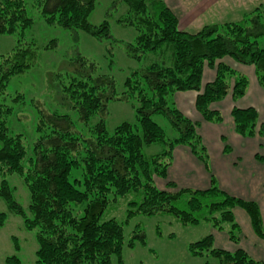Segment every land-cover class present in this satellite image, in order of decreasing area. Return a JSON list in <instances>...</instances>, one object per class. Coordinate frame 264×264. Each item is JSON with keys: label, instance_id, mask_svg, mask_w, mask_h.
<instances>
[{"label": "trees", "instance_id": "1", "mask_svg": "<svg viewBox=\"0 0 264 264\" xmlns=\"http://www.w3.org/2000/svg\"><path fill=\"white\" fill-rule=\"evenodd\" d=\"M96 1L40 0L41 14L50 25L57 23L99 39L112 37L109 20L94 24L89 18ZM124 3L129 16L120 22L137 28L135 41L128 44V54L137 60L150 52L165 57L132 70L119 91L115 77L79 53L72 63L66 91L74 100L72 107L79 121L90 124L96 119L90 127L92 135L83 137L76 132L68 114L42 111L36 127L41 135L34 143V156H28L26 163L27 146L21 133L10 132L7 118L12 112L3 96L11 77L32 65L35 48L33 43H23L10 54L0 55V196L13 214L23 218L27 230L36 229V264H113L114 257L125 264V246H148L146 232L139 225L126 240L125 222L113 216L102 219L109 204L118 202L119 197L129 201L125 221L136 215L168 214L183 225L208 222L212 229L226 230L234 243L241 240L242 233L234 209H244L255 233L264 238L260 205L230 193L218 183L199 132L201 121L183 113L175 98L176 93L195 91V105L202 119L214 124L223 122L225 116L213 107L214 103L228 95L237 102L250 85L246 73L235 69L227 58L254 66L264 89V4L240 20L215 22L189 33L179 28L178 16L164 0ZM34 23L25 0H0V34L24 33ZM56 43L52 39L46 47ZM206 66L216 74L203 82ZM115 101H127L135 109L137 121H123L110 132L105 117L108 104ZM231 115L239 136L264 137V122H259L260 113L254 105L234 104ZM155 116L167 120L173 135H168ZM151 144H161L162 148L149 156L143 149ZM178 146H187L205 165L210 172L209 186L182 185L170 177ZM224 149L229 152L230 146ZM255 156L264 158L259 152ZM81 164V176L71 178ZM16 173L30 193L29 213L15 198L6 177ZM162 182L166 187L162 188ZM7 218V213L0 211V227ZM14 239L15 249L19 250L18 238ZM187 251L196 257H214L219 264H264L240 246L234 250L217 246L213 232L190 242ZM5 260L6 264H22L17 254Z\"/></svg>", "mask_w": 264, "mask_h": 264}, {"label": "rangeland", "instance_id": "2", "mask_svg": "<svg viewBox=\"0 0 264 264\" xmlns=\"http://www.w3.org/2000/svg\"><path fill=\"white\" fill-rule=\"evenodd\" d=\"M39 3L40 0H25V8L28 10L29 16L35 20L32 28L27 29L24 33L17 31L10 34H0V55L10 54L14 47L23 43L25 46L33 43L32 46L35 48L36 56L32 65L21 74L11 77L6 88V93L3 96V101L8 107H11L12 112L7 118L10 132L12 134L21 133L24 145L27 146V159L25 163L29 158L28 156H34V143L41 135L40 132H36V127L42 111L46 113L48 111H56L68 114L75 122L74 129L76 132L83 134V137H90L92 135L90 127H92L96 119L94 118L90 124L79 121L78 113L72 107L74 100L66 91L71 79V71L74 68L72 63H74V59L79 53H82L89 59H93L106 74H111L115 77L117 85H119V91H121L125 77L132 70L145 66L154 60H162L165 57L161 53L157 55L150 52L147 56L137 60L128 54V44L135 41L137 28L120 22L121 19L129 16L125 13L127 5H125L124 0L96 1V8L89 18L94 24H100L104 20H109L112 35V37L107 38L104 36L101 39L90 34L88 35L81 30L65 29L57 23L50 25L42 17V7L41 3ZM52 39H56V46L47 48V42ZM0 59L2 58L0 57ZM107 109L108 112L105 120L107 129L110 132H114L113 130L116 126L123 121H137L135 109L127 101L110 102ZM154 118L166 129L169 136L173 135L174 130L171 129L165 118L162 116H155ZM161 148V144H151V146H146L143 152L150 156L151 154L158 153ZM175 155L176 153H174L173 164L169 174L171 176L174 174V178L177 174L178 177L180 176L184 180L179 179L186 181L189 169L181 161L182 158L177 156L178 158L176 157L177 159H175ZM179 167L186 171H180ZM204 169L206 170L205 165ZM82 171L83 166L81 164L80 167L74 169L71 178L73 176H81ZM193 173L194 177L199 176V178H202L204 176L198 170H194ZM6 177L14 188L15 198L23 204L25 210L29 213L30 193L27 190L25 181L17 173L8 174ZM2 179L0 173V185ZM161 186L162 188L166 187L164 182L161 183ZM246 187L247 185L243 186L245 189ZM245 189L243 190L240 187L242 192L240 196L257 201L261 208V216H263L262 227H264L262 206L255 199V196L251 197L247 193H244ZM128 202V200L119 197L118 202H111L109 204L102 218L109 219V217L113 216L118 221L125 222L124 233H126V240L129 239L136 225H139L146 232L148 246L143 247L140 244H136L133 248L125 246L123 250L125 264H219L218 260L214 257L212 258L207 255L196 257L187 251L190 242L199 240L201 237L213 232L208 222L200 221L197 225H183L168 214L151 217L136 215L131 217L129 221H125L129 209ZM240 210L243 213V225L248 219L252 227V220L247 211L239 208L234 209L237 212ZM0 211L8 215L5 224L3 227H0V264H6L5 259L8 255L12 254H17L22 260V264H36V252L38 250L36 229L27 230L23 218L13 214L9 209L8 203H5L1 196ZM159 231H161L160 234ZM252 231L255 237L253 239V235H246L248 236V240L245 242L244 250H248L250 255L256 260H264V238L256 234L253 227ZM14 236L18 238L17 244L20 245L19 250L15 249L17 240L14 239ZM256 239L259 240L258 244H256ZM228 240H230L229 236ZM230 242L233 241L230 240ZM239 243L240 241L233 242V244ZM219 247L230 250L227 246ZM113 264H119L115 257Z\"/></svg>", "mask_w": 264, "mask_h": 264}, {"label": "crops", "instance_id": "3", "mask_svg": "<svg viewBox=\"0 0 264 264\" xmlns=\"http://www.w3.org/2000/svg\"><path fill=\"white\" fill-rule=\"evenodd\" d=\"M164 1L166 4L170 5L178 16L179 28L189 33L198 32L203 29L204 26L214 24L215 22L225 23L227 21L240 20L248 14V12H251L252 9L259 6V4H264V0ZM226 61L238 71L240 70L246 73L250 80V85L247 90L248 92L238 99L237 102H234L232 96L228 95L224 100L214 103L213 107L221 109L225 116L223 122L214 124L208 121L205 122L202 119L195 105L197 96L195 91L176 93V103L183 113H186L194 120L197 119L201 121L199 132L209 150L212 171L218 178V183L230 193L237 195L242 194L240 187L244 190L245 188H243V186L247 185L244 193H247V195L251 197L255 196V199H257L262 206L264 215V158L260 160L255 156L257 152L264 156V137L259 135H255L253 138L239 136L234 130L235 126L233 123V116L231 115L234 104L243 107L254 105L258 113H260L259 122H264V89L259 84L254 66L237 63L231 58H227ZM215 74L216 72L214 70L206 66L203 82L213 79ZM227 145L230 146V152L224 149ZM174 151L176 153L175 159L181 157V161L184 163L185 167L189 169L187 172L188 179L182 181L181 179L183 178L180 176L178 177L177 174L175 178L173 177L174 174H172V176L170 175V177L183 185L208 186L210 183V172H206L204 164L195 158L191 150L187 146H178ZM179 170L182 172L186 171L181 167H179ZM194 170L200 171L204 176L202 178H199V176L194 177ZM242 215V210L239 212L235 211V217H237L242 228L240 243L233 244V242H230V240H228L227 231H217L213 229L217 245L227 246L230 250H234L238 246L242 248L245 247V242L248 240V236L246 235H253L252 237L254 239L255 236L250 222L246 218L247 220L243 225ZM258 243L259 240L256 239V244Z\"/></svg>", "mask_w": 264, "mask_h": 264}]
</instances>
